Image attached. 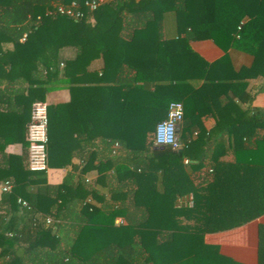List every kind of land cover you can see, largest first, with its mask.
I'll use <instances>...</instances> for the list:
<instances>
[{
	"label": "trees",
	"instance_id": "trees-1",
	"mask_svg": "<svg viewBox=\"0 0 264 264\" xmlns=\"http://www.w3.org/2000/svg\"><path fill=\"white\" fill-rule=\"evenodd\" d=\"M88 1L0 0V67L11 68L13 77L16 63L41 68L45 77L31 78L37 91L68 84L83 97L86 113L97 114L101 123L110 119L115 126L110 137L119 148L97 168L103 187L115 181L108 191L115 204L103 211L88 202L103 201L105 194L87 188L82 178L75 188L51 187L46 172L27 167L21 176L12 175L13 189L0 201V261L45 264L42 255L60 243L57 221L65 210L79 208L87 225L69 255L80 264H242L206 244L205 236L264 215V110L243 109L233 100L219 107L218 101L230 89L251 103L246 80H264V0H107L94 11ZM72 2L83 18L55 13L56 6ZM205 40L224 57L204 61L191 43ZM7 44L13 49L2 50ZM68 47L75 56L62 64L61 50ZM231 49L251 55L253 63L222 75ZM98 58L104 61L100 75L89 70ZM172 102L184 107L177 150L154 140ZM48 117L52 167L59 164L53 160L49 107ZM206 117L215 119L214 129H205ZM228 155L233 160H224ZM91 168L89 162L82 174ZM29 184L37 189L28 191ZM18 198L30 206L25 215L19 214ZM45 217L54 222L46 225ZM117 219L122 223L116 225ZM261 232L264 240V227ZM260 261L264 264L263 245Z\"/></svg>",
	"mask_w": 264,
	"mask_h": 264
},
{
	"label": "crops",
	"instance_id": "crops-1",
	"mask_svg": "<svg viewBox=\"0 0 264 264\" xmlns=\"http://www.w3.org/2000/svg\"><path fill=\"white\" fill-rule=\"evenodd\" d=\"M191 48L208 63L217 62L225 55L224 51L210 40L194 41L191 43ZM1 49L4 51L11 50L13 46L10 44L1 45ZM228 54L230 63L221 69L222 75L239 72L241 69L251 67L253 63V57L244 52L231 49ZM60 55L63 64L65 60L74 58L75 50L69 47L63 48ZM103 66V59L98 58L91 63L89 70L100 75ZM25 67L21 63H16V75L14 77L8 75L11 68L5 64H1L0 67V201L4 194L1 188L2 184L6 181L13 182L12 175L21 176L22 172L27 170V128L31 119L32 104L39 100L46 102L50 110L55 142L53 160L59 164L48 167L46 172L47 184L51 187L67 184L68 187L75 188L82 178L85 180L87 188H95L105 194L103 201L92 197L87 201L103 211L111 209L115 203L108 191L113 189L116 183L114 180H109L107 183L109 188L99 184L100 173L97 166L116 157V141L110 137L111 132H115L114 124L111 128L110 119L107 124L106 122L101 123L97 114L86 113L85 109L80 106L83 97L74 94L68 84L63 85L61 83L62 85L59 86L48 84L44 85L43 91H37L39 86L31 80L44 78L45 71L41 68L31 70V66H27L29 69ZM63 67L64 65H61V68ZM232 80H235L234 77ZM224 81L229 85L232 82L230 79ZM246 82L245 94L252 95L251 103L245 99L241 102L238 92L235 94L227 89L218 97L219 107L224 106L229 100H233L235 105H241L243 109L264 110V89L259 91L264 80L248 79ZM194 84L199 86L201 82L195 81ZM237 84V86L242 85ZM203 125L205 129L212 130L215 128L216 121L213 117H206L203 119ZM224 160L231 161L233 157L228 155ZM89 162L92 163V168L82 174V169ZM109 174L111 175L112 171ZM36 189L37 186L28 185V191ZM55 193L52 192V194ZM69 195L70 199L74 197L73 193ZM18 206L20 216L25 215L26 208L19 204ZM62 217L60 221H57L60 226L59 231L57 229L54 231L58 233L59 246L55 252H49L47 255L44 252L42 261L44 260L45 264H49L51 261L55 264H80L69 254L76 235L81 227L87 225V219L82 215L79 208L65 210ZM46 218L51 217H45L44 220ZM118 220H116V225H118ZM51 224L46 223V225ZM261 227H264V215L241 227L207 234L205 243L218 246L222 255L236 262L260 264L262 245L264 247ZM98 238H102V236H98ZM93 252L86 253V256L94 254ZM0 264L3 263L0 261Z\"/></svg>",
	"mask_w": 264,
	"mask_h": 264
},
{
	"label": "built area",
	"instance_id": "built-area-1",
	"mask_svg": "<svg viewBox=\"0 0 264 264\" xmlns=\"http://www.w3.org/2000/svg\"><path fill=\"white\" fill-rule=\"evenodd\" d=\"M107 0H92L85 3L90 11L96 10L102 3ZM55 13L68 16L75 20L84 17V13L77 2H72L70 5L56 6ZM27 35L25 34L21 41H25ZM184 107L180 102H172L169 105L167 117L165 120L158 123L154 135L155 144L157 146H170L174 150L179 149L180 143L178 141L179 126L183 119ZM48 105L44 101H35L32 104L31 119L27 128V141H28V170L30 172H47L48 171V157H47V144H48ZM119 144L116 143V149ZM185 164L189 161L185 160ZM4 193H10L13 189V184L6 181L1 186ZM189 205L191 206L192 198H189ZM17 203L30 209L29 204L22 198H18ZM53 220L46 218V223L51 224ZM118 224L122 220H118Z\"/></svg>",
	"mask_w": 264,
	"mask_h": 264
}]
</instances>
